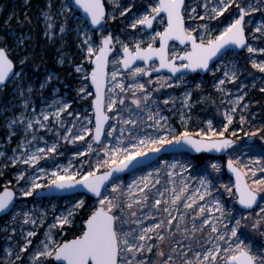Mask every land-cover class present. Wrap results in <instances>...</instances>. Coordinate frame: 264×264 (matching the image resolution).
Segmentation results:
<instances>
[{
  "label": "snow or ice",
  "instance_id": "obj_1",
  "mask_svg": "<svg viewBox=\"0 0 264 264\" xmlns=\"http://www.w3.org/2000/svg\"><path fill=\"white\" fill-rule=\"evenodd\" d=\"M115 8H119V15L121 17L127 16L132 12L135 6V0H128L126 5L120 3V0H109ZM74 4L83 11L87 17V21H81L80 27L76 29L78 35H83L82 50L86 53L85 59L93 65L90 75L85 72L81 65L75 66L76 73H84L82 80L91 82L95 87V99L92 101V107L95 114L94 134L93 130L87 127L82 128L84 134L77 133L71 142L75 140H85V136H91L92 142L87 144V151L81 152L77 150V155H88L89 153L96 152L95 164H89L87 169L82 172H69L67 168L62 171H52L49 176H33L29 174L28 181L25 182V187L22 190L24 197L33 196L37 189L47 188L49 191L53 189L64 192H75L78 189L86 193H90L95 197V202L91 206L85 205V199L77 198L71 206L55 216V223L50 226L49 232L44 233V239L39 241L38 245L33 247L25 260L21 254L28 251L29 246L33 245L31 237L37 235L36 231H28L24 237L23 244L19 247V251L15 253V260L11 264H16L17 261L21 264H177V259L181 264H264V248L256 249L254 244L247 240L241 232L242 228H248L260 235H264V206L258 204V196L264 192V177H258L257 172L264 174V160L257 159L250 163H243L239 158H229L227 161L228 170L234 174V185L221 183L219 187L224 190L230 198L235 199V203L240 205L242 209L252 210L247 215L240 213V218L237 219L233 215L234 209H227L226 204L221 197L213 195V189L216 188V180L208 178L207 168L205 175L199 177V187L192 191L191 195L185 194L189 190L187 183L181 181L182 186L177 190L175 187L171 189L174 193L171 203L177 205L182 200L186 199L187 202L183 204L184 208L193 209L194 205L198 206L197 216L201 217V224L199 227L193 223L192 228L189 230L185 228L180 234L184 239H188L190 243L187 245V250L184 248L170 247L168 252L160 248L159 244H148L147 241L153 239L149 233H153L156 229L162 227L163 221L156 223L151 227L139 228L142 221L130 220L129 216L135 217L136 212H126L125 209L131 210L133 205H141L146 202L147 194L133 200L134 186L139 188L140 192H145L152 184L151 173L141 177L139 180H134L129 184L128 192L125 194L123 188L117 183L118 177H114V173L124 172L129 169L138 157L142 158L147 156L149 152L158 153L166 145L173 146L176 149H183L185 146L194 150L196 153L202 152H225L233 147L235 141L226 137L225 133L229 132V125L233 123V113H236L237 106L244 99L243 95L236 97L232 101V107L224 113L223 130L217 131L213 127L211 120L207 121V129L200 131H190L187 127V121L183 112L181 113V126L183 130H176L166 123L167 117L161 116L159 111L153 113L151 106L155 105L157 101L152 97V90L145 86V83L137 81V77L150 76L152 72H159L161 69H167L176 78V84L167 83L165 78L158 77L157 83L159 87L172 88L181 83H185L187 73H196L199 71H212L210 69V62L218 59L224 65L223 78L217 77L215 87L220 92H225L224 85L226 81L235 83L238 79L237 72L239 69L232 65L228 67L225 63L226 58L230 53L234 54L235 49H246L248 53L260 51L264 53V48L256 49L249 44V39H258L255 34L260 33L264 36V21L259 24H253L251 29L246 31V26L251 23L246 20V17H251L254 13L264 11V0H247L246 3L241 4L238 0H204L199 6L203 8V13H198L195 6L186 4V0H153L144 8H138L137 12L132 17L128 18L125 27L133 30L129 35L133 37L132 47L128 43L114 37L110 32L107 35H102L99 42L92 40L89 32L92 29L100 30L110 18L116 19L115 13L110 17L106 13V6L104 0H74ZM235 7L238 12L227 23L210 24L204 23L197 27L191 25L186 26V18L190 20L199 19L200 21H213L218 17L224 16L230 8ZM49 8L51 5L49 4ZM65 11L72 12L71 4L66 3L63 5ZM195 14V15H193ZM48 20L52 17L48 13H44ZM90 22L91 28L88 27ZM154 22L163 25L162 31H156L153 28ZM47 28L51 29L52 25L47 24ZM148 30H152L149 32ZM199 30V31H198ZM59 31L61 34L65 32V27L60 26ZM195 33V34H194ZM137 34L140 38L136 39ZM145 36L147 39L145 40ZM0 39H3L0 37ZM157 40L159 46H155ZM178 42L184 48L180 52H176L173 48L169 49V42ZM114 42L120 45V49L114 48ZM23 44V40H20ZM116 52L112 57V64L114 65L111 71L110 80L111 87L107 91L111 94L105 100V87L108 80V65L109 56L111 53ZM122 52V57H121ZM182 53V54H181ZM94 57V58H93ZM29 57L24 56L20 60V64H25ZM136 61H141L144 67L135 66ZM158 61V64L156 63ZM179 61V63H177ZM63 61H61L62 63ZM122 66L125 70L123 73L119 67ZM252 68L257 69L260 73H264V62L257 63L255 60L251 61ZM216 70H219L218 68ZM180 73L179 76L176 74ZM126 75L132 81L130 84H125L124 81L118 80L117 77ZM22 77V73L14 71V62L10 58L7 46H0V88L6 86L7 83L13 82L12 78ZM169 77L168 79H171ZM53 79V74L49 73L46 80L40 84L43 89L47 83ZM148 83H153L148 81ZM241 89L245 85L239 86ZM195 88L199 89L200 84L196 83ZM117 89L119 91H117ZM157 91L159 89H156ZM32 87L27 88V92L31 94ZM264 92V87L260 89ZM18 95L24 96V90L17 88ZM141 95H137V93ZM131 93V105H134L138 112H133L130 105L125 104V99ZM88 88L83 84L78 89V95L81 98H87ZM192 99V92L185 90L183 99L181 101L184 108L191 110L194 106L190 103ZM173 103L175 98H172ZM199 102V101H197ZM54 115L59 118L60 114L70 108L68 102L60 103ZM169 99H164L163 104L167 105ZM117 105L123 106L128 110V116H122V109L117 108ZM22 107L26 110L29 107V102L25 100ZM247 108L248 105H244ZM113 113V116L107 115V112ZM107 110V112H106ZM35 111V110H33ZM151 124L144 123V115ZM43 121L49 120V114L41 109ZM68 115H73L69 112ZM135 117V118H134ZM79 119V116L76 117ZM191 117L188 116L187 119ZM87 119V118H86ZM110 119H116L122 125L119 129V136L116 138V143L111 147L102 141V136L112 137L113 133L117 131L114 125H110V131H105V124ZM19 123L23 125L25 135L29 130L33 129V124H39L41 128L46 127L40 119L33 116L27 118L22 112L19 116L13 117L8 121V128L10 135L15 134L12 132L14 125ZM61 127H64L61 121ZM91 123V121H89ZM245 123V117L240 115V124ZM131 125L130 128L123 126ZM75 127V125H73ZM152 128V132L143 131L145 128ZM242 130V129H241ZM68 135L61 138L65 141L69 140L71 136V129L65 128ZM264 129H257L255 131L246 132L245 135L255 137L258 132ZM125 132L128 133L125 137ZM231 136H237V132L233 130ZM36 139L33 134V140ZM125 140L128 144L125 145ZM135 141V142H133ZM31 143V141H28ZM95 143L98 148H93ZM18 148H23L27 152L21 157L15 155L16 149L13 150L12 164L13 166L19 162L29 165L33 168L42 159H47L49 153L56 152V144L51 146L37 147L34 152L28 151L24 141L18 145ZM103 152V156L99 152ZM3 153H0L2 156ZM83 163V162H82ZM167 163V162H165ZM179 165L181 172L179 175L183 176V172L188 171L190 164L176 163L168 164L171 169H176ZM253 165H258L255 167ZM209 167L213 172L220 173L221 166L217 162H210ZM106 169L105 171H101ZM40 172L45 169L41 167ZM158 171V170H157ZM99 173V174H98ZM168 176H172L173 172H167ZM18 181L24 179V172H21ZM47 179V183H38L37 180ZM111 181V192H107L109 182ZM251 181V183H249ZM159 179H155V184H159ZM142 187H139L140 185ZM155 184H152L154 187ZM103 190V191H102ZM217 191H219L217 189ZM127 195V201L124 197ZM163 196V193H160ZM13 192L7 187L0 193V213L9 210L13 202ZM206 197L211 199L204 205H199L198 201H204ZM264 199V197H260ZM167 203V201H165ZM161 200L156 199L155 205H160ZM210 205V206H209ZM254 206L259 207V211L254 210ZM83 209L87 213L83 216L80 210ZM163 211L171 212L168 208ZM205 213L208 215L205 217ZM215 213H219L216 216ZM27 216V213H25ZM81 216V225L78 234L70 240L56 241L50 234L51 228L57 226L62 231H66L65 225L69 228L75 226V218ZM197 216H193L192 220L195 221ZM14 219V217H13ZM176 219V217H172ZM172 219L167 221L169 229L172 226ZM183 221L184 216L179 218ZM215 221V222H213ZM228 221V222H225ZM28 223V219H25ZM35 224V221H32ZM130 223L137 224V229H126L125 225ZM218 225H222L219 227ZM210 227V232L205 242H201L198 238L194 239L197 232H203L205 227ZM177 231H180V225H176ZM185 233H188L185 235ZM212 234H216L213 236ZM175 236L176 233H171ZM156 239L164 242L165 235L157 232ZM215 240L217 243H213ZM182 241H176L180 244ZM218 242H223L224 247H221ZM193 243L197 245L200 251L193 248ZM204 243L211 244V248L205 249ZM157 249L154 253L155 257L161 258L155 260L152 256H145V253L152 254L153 249ZM9 257L13 255L12 251L6 250ZM189 252L192 256L189 257ZM166 257V258H165Z\"/></svg>",
  "mask_w": 264,
  "mask_h": 264
},
{
  "label": "rangeland",
  "instance_id": "obj_2",
  "mask_svg": "<svg viewBox=\"0 0 264 264\" xmlns=\"http://www.w3.org/2000/svg\"><path fill=\"white\" fill-rule=\"evenodd\" d=\"M28 1L29 0H10V7L6 13L5 21L10 24V22L15 19V26H7L4 29V35H0V37L3 38L0 39V45L4 43V46H7L9 55L14 58L19 66L18 71L22 73V77L13 78V82H10L7 87L0 89V133L2 134V136H0V153H3V155L0 156V176L5 178V183L0 187V193L3 192L5 187L11 188L14 190L16 197L19 200L18 205L12 213L0 218V264H11V261L15 260V253L19 251V247L23 244L27 232L36 231L37 235L30 238L33 240V245H30L28 251L21 254L26 260L29 253L33 250V247L38 245L39 241L45 238L44 233L49 232L50 226L55 223V216L59 215L61 211L69 208L71 204L74 203L75 199H85L86 207L91 206L95 202V199L89 198L84 194H77L65 198L34 199V196L38 191L47 188L37 189L33 196L30 197H24L22 195V190L25 187V182L29 179V174L33 176L47 177L52 171H62L65 168H67L69 172H82L89 167V164H95L97 155L96 152L84 156L77 155V150L81 152L87 151V144L92 142L91 136L86 135L85 140H75V142H71L77 133L84 134L82 132V128L84 127L92 129L94 134L95 114L92 107V101L95 99L94 91L90 84V80L86 82L82 80L84 73L75 72V66L81 65L85 72L90 75L93 67L85 59L86 53L82 50V40L84 37L83 35H78L76 31L78 27L82 26L80 22L87 20L76 9L72 0H44V6H37L32 12V17L30 19L27 18L22 22L19 18L20 14L17 11V3H20V8H24L28 4ZM151 2H153V0H135V6L133 7L132 12H129L125 17H121L119 15L120 9L115 8L109 3V0H104L108 16L110 17L115 13L116 19L112 20L109 18L102 29L97 31L92 29V31L89 32V35L92 37L93 41L98 43L102 35H107L110 32L114 37H118L132 47L133 37L129 34L132 33L133 30L130 27H125L126 22L129 17H132L133 14L137 12L138 8H144ZM203 2L204 0H187L186 4L195 6L198 13H203V8L199 6ZM238 2L244 4L247 0H238ZM66 3L71 4L72 12L63 9V5ZM120 3L126 5L128 0H120ZM49 4L51 5V8H49ZM1 5H3L2 2H0V17L4 10V7ZM237 12L238 10L233 6L224 14V16L218 17L213 21H200L199 19L190 20L186 18V26L191 25L192 27H197L206 22L217 25L227 23ZM44 13H48L52 19L48 20ZM28 20L35 25L33 27L34 33L32 36H30V33L26 30L20 31L14 28L17 27V25H25ZM246 20L251 21V23L246 26V31H248L253 24H259L261 21H264V11L254 13L251 17H246ZM47 24H51L52 28H47ZM61 25L65 27V32L63 34L59 31ZM88 27L91 28L89 23ZM154 29L156 31H162L163 25L156 23ZM255 35L259 38L249 39V44L256 49L264 48V36H261L260 33H256ZM139 38L140 36L137 34L136 39ZM144 38L146 40L147 36ZM20 40H23V44L20 43ZM27 41H32V43L35 44L27 45ZM40 41L45 42V44L43 45ZM114 45L115 49H120L118 43L114 42ZM155 46H159L158 40ZM46 48L47 52L45 50ZM173 48L176 52H180L184 47L172 43L169 48L170 51ZM30 49H32V51L36 50L34 51L35 58L39 61L31 60L32 56L30 54ZM115 55L116 52L114 51L112 57ZM120 55L122 57V52ZM24 56H28L29 59L22 65L20 64V60ZM112 57L109 63L108 87L111 71L114 68ZM30 60L33 61L32 65H30ZM252 60H255L257 63L264 62V53H261L260 51L248 53L245 49L242 52L234 50V54H229L225 63L228 64V67L235 65L239 71L237 72L238 79L235 83L226 81L224 85H220L221 88L226 90L225 92L218 91L214 86L217 82L216 78H223V72L225 70L224 65L221 64L220 61L214 64L211 68L213 70L205 76L187 73L185 83H181L172 88H160L159 83H157V78L163 77L167 83L175 85L177 83L176 78L172 77L169 73L151 74L150 76L136 78L138 82L145 83V86L152 90V97L157 103L151 106V111L153 113L159 111L161 116L167 117V121H161V123H166L168 126L181 131L183 130L181 126L182 112L186 114L185 118L187 121V127L190 131H200L201 129L206 130L208 120L212 121L215 130L222 131V126L226 123V121H224V113L232 107V101H234L237 96H244L240 105L237 106L236 113H233L234 119L233 123L229 125V132L225 133L226 137L240 139L243 142L232 148L224 157L207 154L192 156L189 153H176L165 155L148 168L140 169L128 175L118 176L119 179L117 180V183L121 185L125 194L128 192L127 186L129 184H132L134 180H139L141 177L146 176L149 173H151L152 184H155V179L157 178L160 181L159 184H155L154 187L152 184L149 185V189L146 191L148 197L146 202H142L141 205L134 204L131 210L125 209L126 212H136V216H129V219L142 221L139 228L151 227L152 225L163 221L160 229H156L155 232L149 233L153 239L147 241L148 244H159L160 248L165 252H168L170 247H177L178 250L180 248L187 250V245L190 241L184 239L180 233L185 228L190 230L193 223L199 227L202 218L197 216L198 206H194L193 209L183 207V204L187 202L186 199L182 200L177 205H173L171 200L174 193L171 189L175 187L179 190L182 186L181 181L183 180V182L187 183L189 186V190L185 194V197L191 195L192 191L200 186L199 177L205 175L206 168L208 178H215L216 180V188L213 189V195L221 197V194H223L222 200L226 204V210L234 209L233 215H235L237 219L240 218L239 214L241 212L247 215L252 211L241 209L238 204L235 203V199L230 198L224 193V190L219 187L221 183L234 185L233 178L226 172V162L229 158H239L243 163H250L257 159L264 160V131L258 132V135L255 137L245 135L246 132L264 129V92L260 91V89L264 87V73H260L257 69L252 68ZM61 61L63 62L61 63ZM156 63L158 64V61ZM48 64H55L56 67L62 69V71H59L61 73L54 69L46 68L45 66ZM135 66L144 67L145 65L143 62H140L133 67ZM115 67H119L122 73L125 71L120 65H116ZM217 68L219 70H216ZM38 73L41 75L40 77L37 76ZM49 73L53 74V79L41 89L40 84L46 80ZM169 77L172 78L168 79ZM118 80L124 81L126 85L132 83L126 75L118 76ZM148 81H152L153 83H148ZM196 83L200 84L199 89L195 88ZM83 84L87 85L88 92L90 93L87 95V98H81V96L78 95V89ZM241 84L245 85L242 89L239 87ZM29 86L33 89L31 94L27 92ZM17 88L24 90L23 97L18 95ZM156 89L159 90L157 91ZM186 89L192 92L190 103L194 106L190 111L189 109L184 108L181 103ZM107 92L108 91H106V101ZM137 95L139 96L141 93L138 92ZM172 98H175L174 103ZM164 99H169L167 105L163 104ZM25 100L29 102V107L26 110L22 107ZM56 101H59L60 103L68 102L71 105L67 111L60 114L59 118L54 115L58 108V105L55 103ZM125 104L130 105L133 112L139 111L134 105H131V93H129L128 97L125 99ZM245 104L248 105L247 108L243 107ZM117 108L122 109L123 117L126 118L128 116V110L126 108H123V106L120 105H117ZM41 109L49 114L48 121H43V117L40 115ZM22 112L26 117V121L27 118L35 116L40 119L46 127L41 128L39 124L34 123L33 129L29 130L27 135H25L23 130L24 126L17 123L11 130L15 134L10 135V130L7 126L9 119L19 116ZM69 112H72L73 115H68ZM114 112H116V109H114L113 112H107V115L111 117ZM241 114L245 117V123L243 125L240 124ZM77 115L79 116V119L76 118ZM141 115H144V123L146 125L151 124V121L147 120L145 114L141 113ZM188 116L191 118L187 119ZM61 121L63 122L64 127H61ZM89 121H91V123H89ZM73 125H75V127H73ZM110 125H114L117 128V131L113 133V137L116 139L119 136V129L122 125H120L116 119H110L105 127L106 132L111 130ZM123 127L130 128L131 125ZM65 128L71 129V136L68 141L61 138L62 136L68 135ZM233 130L237 132V136L235 137L231 136ZM143 131L152 132L153 129L149 127L145 128ZM33 134L36 136L35 140H33ZM124 135L127 137L128 133L125 132ZM257 137L262 140H260V142L254 141L245 143L247 139ZM109 138L110 137L104 136L102 141L108 144ZM21 141H24L27 150L32 152H34L37 147L51 146L55 143L56 152L49 153L47 159L40 160L35 168L23 164L19 162V160L13 166L11 160L14 149H16L15 155L18 157L23 158L21 156L22 153L24 156L27 155L25 149L18 148ZM28 141H31V143H28ZM125 143L127 145L128 141L125 140ZM93 148L96 149L98 146L93 143ZM99 155L102 157L103 152H99ZM177 161L190 164L188 171L183 172V176L178 174L181 172L179 165H177L176 169L168 167V164L176 163ZM210 162H217L220 164V173L211 170L209 167ZM253 166L257 168L259 167L258 165ZM41 167L45 169L44 172L39 171ZM105 170L106 169H102L101 171ZM169 171L173 172L171 177L167 175V172ZM21 172H24V179L18 181L17 177ZM257 176L264 177V174L257 172ZM37 182L47 183V179L37 180ZM249 183H251V181H249ZM142 186L143 185L141 184L139 187ZM157 189L161 191L157 193ZM217 189L219 191H217ZM107 192H111V184L107 188ZM160 193H163V196H161ZM143 195H145V192L140 193L139 188L134 186V195L132 196V199L135 200ZM259 196L264 197V192H261ZM154 197L161 200L160 205L154 204L156 200ZM206 198L207 200L198 201V204L204 205L211 199L210 197ZM123 199L124 201H127V195H125ZM165 201H167V203H165ZM259 205L264 206V199H261ZM164 208L169 209L171 216L168 212L163 211ZM254 210L258 212L259 207ZM80 212L83 216L87 215L83 209H81ZM25 213H27V216H25ZM182 215L184 216L183 221L179 219ZM215 215L219 216L220 214L215 213ZM193 216H197L195 221L192 220ZM172 217H176V219H172ZM25 219H28L29 222L25 223ZM169 219H172V226L170 229L167 225ZM32 221H35V224H33ZM81 222V216H77L75 218L74 227L69 228L65 225L64 227L67 230L62 231L60 227L57 226L51 228L50 234L53 239L58 242L70 240L78 234ZM177 224L180 225V231H177L176 229ZM218 226L222 229V225ZM125 228L137 229V231H139V228L135 223L125 225ZM157 232L165 235L166 239L164 242H160L156 239ZM173 232L176 233L175 236L171 235ZM209 232L210 227L206 226L203 232H197L195 234L194 239L198 238L201 242H205ZM241 232L247 240L254 244L256 249L264 248V235H260L258 232L248 228H242ZM187 234L188 233H185V235ZM212 235L215 236L216 234ZM176 241L182 242L176 244ZM213 243L217 242L213 240ZM218 243L221 247L225 246L223 242ZM211 246L212 245L209 243H204L205 249L211 248ZM193 248L200 251L195 243H193ZM6 250L12 251L13 255L9 257ZM156 251L157 249L154 248L152 254L145 253V256H152L155 260H160L161 258L154 256ZM191 256L192 253L189 252V257ZM16 264H21V262L17 261ZM177 264H181L178 259Z\"/></svg>",
  "mask_w": 264,
  "mask_h": 264
},
{
  "label": "water",
  "instance_id": "obj_3",
  "mask_svg": "<svg viewBox=\"0 0 264 264\" xmlns=\"http://www.w3.org/2000/svg\"><path fill=\"white\" fill-rule=\"evenodd\" d=\"M73 4H74V0H72ZM186 3H187V0H186ZM74 6L76 7V9L81 13V15L87 20V17L86 15L83 13V11L81 9H79L75 4ZM106 6V5H105ZM106 13H107V8H106ZM90 24V22H88ZM155 24L156 22H154L153 24V28L155 27ZM105 25V24H104ZM91 26V25H90ZM95 31H97L96 29H93ZM148 31H152V30H148ZM172 43H176V44H179L178 42H174V41H170L169 42V48L171 46ZM181 47H184L183 45H180ZM114 48H115V45H114ZM237 51H244L245 49H235ZM113 53L110 54L109 56V63H110V59L112 57ZM11 58V57H10ZM12 59V58H11ZM219 60L218 59H214L213 61L210 62V69L212 68V66L214 64H216ZM14 62V61H13ZM141 61H136V64L140 63ZM179 62V61H177ZM135 64V65H136ZM93 66V65H92ZM134 66V65H133ZM14 71H17L16 69V64L14 62ZM108 73H109V65H108V69H107ZM210 71L208 72H204V71H199L196 72V73H191V74H200L201 76H205L206 74H208ZM161 73H169L171 74L170 72H168L167 69H161L159 72H152L151 74H161ZM172 75V74H171ZM176 75H180V73H177ZM8 84V83H7ZM6 84V86H7ZM91 84V82H90ZM92 86V85H91ZM5 87V86H4ZM2 87V88H4ZM107 87H108V80H107V83H106V87H105V98H106V91H107ZM93 88V91H94V95H95V87L92 86ZM94 121H95V118H94ZM109 122V121H108ZM108 122L105 124V127L106 125L108 124ZM103 137L102 136V140H103ZM230 139H233L231 137H228ZM235 141L234 145L232 148H234L235 146H237L238 144H240L241 142H243L242 140L240 139H233ZM258 142V140L256 138H250V139H247V141L245 143H250V142ZM232 148L226 150L225 152H220V153H217L215 151L213 152H202V153H196L194 150L188 148L187 146H185L183 149H176L174 148L173 146H168L166 145L163 149H161L160 152L158 153H151L149 152L147 154V156L145 157H138L135 161H133V164L130 165L129 169L125 170L124 172H120V173H114V177H118V176H124V175H128L130 173H133L135 171H138L140 169H144V168H148L150 167L151 165H153L156 161H158L159 159L163 158L165 155H172V154H176V153H189L191 154L192 156H197V155H201V154H207V155H212V156H217V157H224ZM226 172L233 178L234 180V183H235V176L233 173H231L228 168H227V162H226ZM111 184V181L109 182V186ZM108 186V187H109ZM10 191L13 192L14 196H13V202H12V205H10V208L8 211L4 212V213H0V218L6 216V215H9L10 213L13 212V210L16 208V206L18 205L19 203V200L17 199L16 197V194L14 192L13 189L11 188H8ZM103 191V190H102ZM77 194H84L86 196H88L89 198H93L95 199V197H93L90 193H86L85 191L83 190H77L75 192H69V191H64V192H59L55 189H53L52 191H49L48 189H45V190H41V191H38L36 193V195L34 196V199H43V198H65V197H69V196H73V195H77ZM261 202V198L260 196H258V204H260ZM240 207V205H238ZM241 208V207H240ZM257 208L256 206H254V209ZM242 209V208H241ZM246 210V209H244ZM246 211H249V210H246Z\"/></svg>",
  "mask_w": 264,
  "mask_h": 264
},
{
  "label": "trees",
  "instance_id": "obj_4",
  "mask_svg": "<svg viewBox=\"0 0 264 264\" xmlns=\"http://www.w3.org/2000/svg\"><path fill=\"white\" fill-rule=\"evenodd\" d=\"M0 2H2V4L3 5H1V6H3L4 7V10H3V13H2V16L0 17V35L1 34H3L4 35V33H5V31H4V29L7 27V26H9V27H13V26H15V19H13L11 22H10V24L7 22V21H5V16H6V13H7V11L9 10V7H10V0H0ZM16 4V3H15ZM17 11L19 12V14H20V21L22 20V22H24L25 21V19H27V18H31L32 17V12L35 10V8L38 6V7H43L44 6V0L42 1H40V0H29L28 1V4L26 5V7H24V8H20V3H17ZM35 21V20H34ZM33 21V22H34ZM9 24V25H8ZM19 26H22V25H17V27H14V28H16V29H18V30H20V31H28V33H30V36H32V34L34 33L33 31H34V29H33V27L35 26V25H33L29 20L27 21V23H25V25H23L22 27H19ZM39 26V25H38ZM38 28V27H37ZM38 35H39V33H38ZM38 35H36V36H38ZM41 42V41H40ZM38 43H39V41H38ZM43 45L45 44V42H41ZM26 44L27 45H32V44H35V43H32V41H27L26 42ZM0 46H4V43H2ZM31 51V60H37L36 58H35V52L34 51H36V50H33L32 51V49H30ZM46 50V52H47V48L45 49ZM45 59V58H44ZM30 60V65H32V62L33 61H31ZM37 61H39V60H37ZM45 62V61H44ZM18 67V69H19V66H17ZM46 68H50V69H54V70H56L57 72H59V71H62V69H60V68H58V67H56L55 66V64H48V65H46L45 66ZM59 73H61V72H59ZM63 74V73H62ZM37 76L38 77H40L41 75L38 73L37 74ZM63 76V75H62ZM1 89V88H0ZM0 136H2V134L0 133ZM257 140H258V142H260V140H262L261 138H256ZM5 183V178L4 177H1L0 176V187L2 186V184H4Z\"/></svg>",
  "mask_w": 264,
  "mask_h": 264
},
{
  "label": "bare ground",
  "instance_id": "obj_5",
  "mask_svg": "<svg viewBox=\"0 0 264 264\" xmlns=\"http://www.w3.org/2000/svg\"><path fill=\"white\" fill-rule=\"evenodd\" d=\"M117 79H118V77H117ZM111 84H112V82H111V80H110V83H109V87H111ZM118 90V89H117ZM109 95H111L109 92H107V97L109 96ZM116 143V139H114V137L112 136V137H110L109 138V141H108V145L111 147L112 145H114ZM127 143V142H126ZM126 143H125V145H126ZM148 189H146L145 190V193H146V191H147ZM158 190V189H157ZM161 190H158L157 191V193H159ZM141 193V192H140ZM142 193H144V192H142ZM155 199H157L156 197H154ZM206 200H207V198H205ZM207 203V202H206ZM155 204V203H154ZM202 205V204H201ZM194 206H197V205H194ZM193 206V207H194ZM208 214L207 213H205V216H207ZM217 215V214H216Z\"/></svg>",
  "mask_w": 264,
  "mask_h": 264
},
{
  "label": "flooded vegetation",
  "instance_id": "obj_6",
  "mask_svg": "<svg viewBox=\"0 0 264 264\" xmlns=\"http://www.w3.org/2000/svg\"><path fill=\"white\" fill-rule=\"evenodd\" d=\"M11 57V56H10ZM12 58V57H11ZM12 60L15 62V64H16V66H18V64L16 63V61L14 60V58H12ZM19 70V69H18ZM12 80H13V78H12ZM10 84V82L7 84V86ZM7 86H5V87H7Z\"/></svg>",
  "mask_w": 264,
  "mask_h": 264
}]
</instances>
